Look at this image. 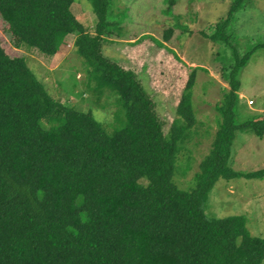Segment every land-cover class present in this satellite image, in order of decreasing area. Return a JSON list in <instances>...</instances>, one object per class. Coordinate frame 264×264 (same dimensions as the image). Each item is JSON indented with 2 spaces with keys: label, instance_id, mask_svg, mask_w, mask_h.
<instances>
[{
  "label": "trees",
  "instance_id": "16d2710c",
  "mask_svg": "<svg viewBox=\"0 0 264 264\" xmlns=\"http://www.w3.org/2000/svg\"><path fill=\"white\" fill-rule=\"evenodd\" d=\"M88 1L96 16L91 32L72 12L74 0H0L14 48L26 44L54 55L73 34L96 95L111 93L116 119L124 115L119 129L106 131L91 111L57 101L26 58L10 56L0 42V264H261L264 237L250 234L244 215L208 218L204 211L219 178L264 175L228 165L236 130L264 137V116L236 119L239 75L253 53L238 50L237 22L254 1L231 0L213 30L201 32L217 46L214 60L229 88L190 190L173 176L195 124L197 67L166 130L141 73L103 54L120 36L125 15L112 13V0ZM166 2L171 10L174 0ZM172 31H164L162 42L150 38L165 47Z\"/></svg>",
  "mask_w": 264,
  "mask_h": 264
},
{
  "label": "rangeland",
  "instance_id": "374dc122",
  "mask_svg": "<svg viewBox=\"0 0 264 264\" xmlns=\"http://www.w3.org/2000/svg\"><path fill=\"white\" fill-rule=\"evenodd\" d=\"M112 1V13L125 17L120 36L104 45L103 54L141 73L157 102L158 114L165 119L166 130L177 117L175 106L187 75L197 67L192 90L195 124L190 137L181 145L173 176L180 189L190 190L199 163L209 153L218 129L223 92L229 88L219 62L214 60L217 46L201 32L209 34L213 30L214 22L226 16L231 0H174L171 10L167 0ZM253 1L251 9L240 13L243 16L237 22L235 36L241 53L253 51L239 75L236 119L240 122L264 116V47L254 48L264 41V0ZM71 9L91 32L96 16L90 2L74 0ZM6 27L0 17V42L5 51L10 56L25 57L34 75L57 101L77 110L91 111L108 132L122 126L124 115L116 119L115 97L108 92L97 96L94 82L88 80L89 68L76 51L73 34L61 40L54 55H46L26 44L14 48ZM168 28L173 29L170 39L164 43L165 47H160L150 36L162 42ZM228 165L242 172L264 170V137L236 130ZM204 211L208 218L244 215L250 234L264 237V175L261 179L219 178L208 193Z\"/></svg>",
  "mask_w": 264,
  "mask_h": 264
}]
</instances>
